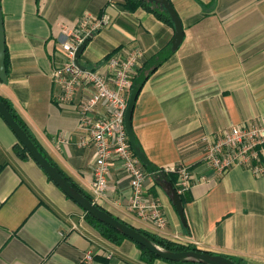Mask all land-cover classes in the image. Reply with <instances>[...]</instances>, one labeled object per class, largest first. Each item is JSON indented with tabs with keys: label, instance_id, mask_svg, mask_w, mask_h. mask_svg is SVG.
I'll use <instances>...</instances> for the list:
<instances>
[{
	"label": "crops",
	"instance_id": "0c3cea01",
	"mask_svg": "<svg viewBox=\"0 0 264 264\" xmlns=\"http://www.w3.org/2000/svg\"><path fill=\"white\" fill-rule=\"evenodd\" d=\"M0 1L9 63L0 96L11 101L49 159L91 195L95 147L80 146L90 134L79 116L91 91L81 88L71 103L58 100L53 73L63 63L61 43L84 17L96 18L103 23L81 56L83 66L103 65L111 53L129 48L142 49L144 64L172 50L175 29L141 7L127 9L125 0ZM171 3L184 40L138 94L132 127L150 164L190 172L182 194L187 224L170 197L171 182L143 164L145 196L160 203L165 229L130 210V178L119 160L110 162L108 189L94 201L136 229L264 264V175L243 168L216 174L202 159L204 138L264 118V0ZM17 144L0 116V264H173L143 260L130 239L114 244L104 238L32 157L16 155Z\"/></svg>",
	"mask_w": 264,
	"mask_h": 264
},
{
	"label": "built area",
	"instance_id": "2783aa9c",
	"mask_svg": "<svg viewBox=\"0 0 264 264\" xmlns=\"http://www.w3.org/2000/svg\"><path fill=\"white\" fill-rule=\"evenodd\" d=\"M102 23V20L84 17L80 26L61 43L63 63L53 73L54 81L61 86L58 100L71 103L81 88L91 91L79 105V116L80 124L90 134V140L83 139L80 146L91 142L95 147L91 188L93 199L97 200L105 194L110 177V162L119 160L130 178V210L162 230L167 226V219L160 203L145 196L147 173L130 146L125 125L129 94L134 78L142 68L144 52L140 48L118 50L111 53L103 65L85 66V69L75 62L79 46L85 39L92 38ZM101 107L104 108L102 113L99 111ZM65 140L60 138L61 142ZM204 141L206 146L202 159L216 174L243 168L256 177L264 175V118L257 124L233 126L221 137H206ZM165 172L178 174L176 190L180 196L190 188L191 176L186 167H175Z\"/></svg>",
	"mask_w": 264,
	"mask_h": 264
},
{
	"label": "water",
	"instance_id": "95a60500",
	"mask_svg": "<svg viewBox=\"0 0 264 264\" xmlns=\"http://www.w3.org/2000/svg\"><path fill=\"white\" fill-rule=\"evenodd\" d=\"M148 2L161 4L164 8L169 12L173 23H174V37L172 39V50L176 51L184 40V30L182 26V22L176 13L174 7L168 0H145ZM91 37L85 39V41L79 46L76 52V64L85 69V66L81 63V56L84 53L86 47L91 41ZM6 44H5V33H4V21L3 14L1 8L0 1V81H7V69H6ZM138 97V92L135 89H132L129 95L128 107L125 113V125L129 137L130 146L136 155V157L140 160L143 165L148 166L150 163L147 160L146 156L140 151L136 144L135 134L132 127V117H133V109L136 104V100ZM0 116L9 126V128L13 131V133L18 138L19 142L24 146L27 152L30 154L32 159L44 170L47 176L51 179V181L60 188V190L72 201H74L80 208L97 221L106 224L121 233L128 239L132 240L134 243H137L152 254L157 256L158 258L175 262V263H196V264H237L232 258L219 255V254H210L204 251H196V250H188L181 252H174L167 250L151 239H149L144 234L140 233L138 229L120 221L110 213L101 209L95 202L89 200L82 193H80L75 187H73L67 180L62 176V174L49 162V160L43 155V153L39 150V148L34 144V142L30 139L27 133L23 130V128L18 124V122L14 119L12 113L8 110V108L4 105V103L0 100ZM168 187L170 189V197L173 201V204L176 207V210L183 222L186 225V218L184 215V205L182 202L181 196L177 193V190L171 183H168Z\"/></svg>",
	"mask_w": 264,
	"mask_h": 264
},
{
	"label": "trees",
	"instance_id": "16d2710c",
	"mask_svg": "<svg viewBox=\"0 0 264 264\" xmlns=\"http://www.w3.org/2000/svg\"><path fill=\"white\" fill-rule=\"evenodd\" d=\"M126 1V8L133 11L139 7L143 8L144 10L154 14L156 16V18H158L160 21L164 22L165 24H168L170 26H172L174 28V23L173 20L169 14V12L164 8L163 5L161 4H156V3H152V2H148L145 0H125ZM171 3V0H168ZM172 4V3H171ZM172 55V50H170V48L158 53L157 55L153 56L151 59H149L147 62H145L142 66V68L139 70L137 76L134 78L133 81V86L132 89H135L138 94L141 92L143 86L145 85V83L148 81V79L150 78V76L164 63L166 62L169 57ZM6 69L8 70V55L6 52ZM0 100L4 103V105L8 108V110L12 113L14 119L18 122V124L23 128V130L27 133V135L30 137V139L34 142V144L39 148V150L43 153V155L49 160V162L62 174V176L64 178H66V180L73 186L75 187L80 193H82L85 197H87L89 200L94 202L93 197L88 194L87 192H85L81 187H79L78 185H76L70 178H68L47 156V154L44 152L43 148L40 146L39 142L37 141L36 137L34 136V134L32 133V131L30 130V128L27 126V124L24 122V120L19 116V114L17 113V111L15 110L13 104L11 103L10 100H8L7 98H4L2 96H0ZM136 140V144L138 146V148L140 149V151L142 152L137 139ZM14 151L16 153V155L18 157H20L21 159H26L27 157L31 156L29 155V153L27 152V150L24 148V146L19 142V144H17L14 147ZM143 153V152H142ZM149 172H160L159 175L164 177L166 180H168L169 182H171V184L174 186L175 189H177V182L179 179V176L177 173H165L159 169H157L153 164H149L148 166L143 165ZM51 180V179H50ZM182 198V195H181ZM101 208V207H100ZM102 209V208H101ZM104 210V209H103ZM86 219L87 221L96 229L98 230V232L107 240L111 241L114 244H119L121 243L124 239H128L127 237H125L124 235H122L121 233L117 232L116 230H114L113 228H111L110 226L103 224L99 221H97L95 218H93L92 216H90L89 214L86 213ZM138 231L142 234H144L145 236H147L149 239H151L153 242H155L156 244H158L159 246L170 250V251H174V252H181V251H188V250H196V251H200L198 250L196 247L194 246H185L173 241H170L166 238H163L159 235L156 234H152L149 232H146L144 230L138 229ZM137 245V247L139 248V250L141 251V255H142V259L152 262L156 259H160L157 256H155L154 254H152L150 251H148L146 248H144L143 246L135 243ZM209 253V252H207ZM212 254V253H210ZM231 258V257H230ZM237 264H246V262H244V260L242 259H235L232 258ZM170 262V261H167ZM173 264H196V263H175V262H170Z\"/></svg>",
	"mask_w": 264,
	"mask_h": 264
}]
</instances>
